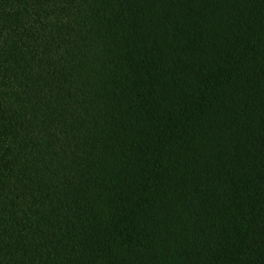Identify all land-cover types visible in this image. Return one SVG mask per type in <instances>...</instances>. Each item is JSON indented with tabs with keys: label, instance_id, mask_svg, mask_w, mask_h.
I'll return each mask as SVG.
<instances>
[{
	"label": "trees",
	"instance_id": "obj_1",
	"mask_svg": "<svg viewBox=\"0 0 264 264\" xmlns=\"http://www.w3.org/2000/svg\"><path fill=\"white\" fill-rule=\"evenodd\" d=\"M0 264H264V0H0Z\"/></svg>",
	"mask_w": 264,
	"mask_h": 264
}]
</instances>
